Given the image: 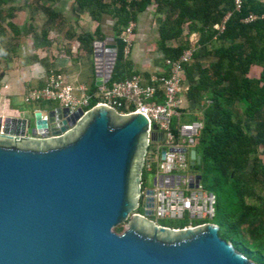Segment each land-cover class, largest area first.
Segmentation results:
<instances>
[{
	"label": "water",
	"instance_id": "1",
	"mask_svg": "<svg viewBox=\"0 0 264 264\" xmlns=\"http://www.w3.org/2000/svg\"><path fill=\"white\" fill-rule=\"evenodd\" d=\"M157 130L104 104L0 115V264H258L214 223L156 224L152 189L144 216L133 213ZM190 158L201 162L196 149Z\"/></svg>",
	"mask_w": 264,
	"mask_h": 264
},
{
	"label": "trees",
	"instance_id": "2",
	"mask_svg": "<svg viewBox=\"0 0 264 264\" xmlns=\"http://www.w3.org/2000/svg\"><path fill=\"white\" fill-rule=\"evenodd\" d=\"M11 1L0 0V6ZM235 1L74 0V3L98 22L103 14L116 18L113 24L116 54L109 84L139 74L125 53L126 41L120 34L130 21H135L136 14L150 4L157 7L158 49L165 64L166 60L178 59L189 48L188 41L170 43L180 39L186 23L190 32H201L200 44L216 60L204 65L195 61L200 56L196 52L194 59L184 67L185 82L189 84L186 98L201 111L200 121L203 123L195 146L201 162L192 169L200 173L203 188L214 193L215 197L214 219L205 222L217 225L219 237L231 243L249 260L264 264V255L246 248L239 234L243 225L257 227L258 221L262 225L259 209L248 205L246 198L253 194L251 181L264 184V163L255 157L257 147L264 144V0H240L238 8ZM249 15L255 18L246 20ZM214 25L223 27L214 28ZM98 33L97 27L95 34ZM80 40L83 48L90 51L93 35L85 34ZM253 66L260 68L258 77L248 76ZM146 75L143 77L150 81L151 75ZM162 101L163 97L159 99V102ZM119 111L124 112L123 109ZM178 126V116L172 117L171 129L175 134ZM250 160L253 162L248 171ZM149 175L144 170L143 180L146 181ZM139 211L143 212L142 207ZM161 221V226L173 229L203 223L188 218ZM168 221L174 226L167 224Z\"/></svg>",
	"mask_w": 264,
	"mask_h": 264
},
{
	"label": "built area",
	"instance_id": "3",
	"mask_svg": "<svg viewBox=\"0 0 264 264\" xmlns=\"http://www.w3.org/2000/svg\"><path fill=\"white\" fill-rule=\"evenodd\" d=\"M237 8L240 0H236ZM255 18L249 15L246 20ZM134 22L130 21L126 26V33L132 32ZM222 29V25H216ZM126 41V38H123ZM94 59L93 68L95 80L101 84L89 90L84 84L73 85L64 76L51 74L44 79L41 87H31L24 95V101L30 104H38L41 111V102H57L61 107H67L69 112L81 109L83 114L97 104L115 109L121 114L142 113L150 118V125L158 126L154 132V139L150 144L158 143L147 153L144 170L154 174L153 188H147L142 193L141 206L144 216L147 207L149 190H153V217L157 221L180 220L188 218L190 221H203L205 225L214 219V193L203 188L202 180L196 187V171L192 169L190 151L195 149L198 138L203 128L199 120L179 124L175 134L171 129L172 117L177 116L182 108L181 95L185 92V64L194 58V50L187 48L176 60H166V69L151 75L147 81L141 74L112 83H108L115 54L108 51L105 43L93 40ZM127 46L125 48V53ZM3 86H0V93ZM163 97V101L159 99ZM93 101V103H92ZM123 109L124 112L119 111ZM185 149L186 152L181 150ZM163 151L166 152L162 158ZM144 182L142 181V185ZM150 218V219H151ZM160 225V224H159ZM198 226V225H197ZM189 227H194L190 225Z\"/></svg>",
	"mask_w": 264,
	"mask_h": 264
},
{
	"label": "crops",
	"instance_id": "4",
	"mask_svg": "<svg viewBox=\"0 0 264 264\" xmlns=\"http://www.w3.org/2000/svg\"><path fill=\"white\" fill-rule=\"evenodd\" d=\"M7 4L9 5L8 7H11L9 14L5 16L4 20L0 21V51L2 52L0 53V86H3L0 93L1 116H21L24 111L37 109L38 104L30 103L27 104L28 106L25 109H20L14 98L21 96L24 100V95L28 87L43 86L45 77L51 74L62 75L73 85L84 84L89 90L93 88V85L96 86L93 59L90 51H86L83 48L79 31H86V34H92L94 36L95 30L98 27L99 33H103V36H107L105 47L110 45L111 42L114 41V35L108 36L104 34V16L101 17L99 22L93 20L86 11L77 7L73 2L72 10L75 13L78 12L75 14L76 35L71 38L65 36L61 38L67 48H65L66 50L64 51L59 49V54L57 55V50L54 49L51 41L58 40L52 36V32L43 30L39 34H33L32 32L23 34V25H21L18 18L20 17V12L25 13L27 8L21 6V4L17 3L15 0ZM3 5L6 4H2L1 7ZM155 16L158 17L156 4H150L143 11L136 14V19L134 21L135 28L129 33L130 36H128L129 34L123 36V38L125 37L127 39L131 37L130 39L132 41L130 43L126 39V46L129 50V53L127 52L128 58L132 61L133 68L138 71L139 74L143 72L144 75H141L144 77L147 76L146 74L153 75L161 73L166 69L163 54L158 49L160 34L159 31L156 33L153 30ZM27 19L30 21L29 17ZM13 35L22 37L21 41L23 42L24 51H16L17 53L11 54V52L7 50L4 45L6 44L5 41L11 39ZM73 38L76 39L74 43L72 42ZM68 42L69 44H67ZM61 45L62 44H60V46ZM151 51H155V53L157 51L160 52L161 60L153 61L154 54ZM27 53L28 58L25 57ZM68 53L74 58L70 55L68 56ZM37 54L45 56L43 59L37 60ZM32 56H34L35 59L34 57L32 59ZM52 56L57 58L54 63H52ZM47 61H49V63ZM160 63L163 65H160ZM183 95L184 94L181 95V112L179 111L177 115L179 124L188 123L190 121H200L201 117L199 116L184 121V119L193 116V110L195 109H192L193 105L189 101L188 103L186 102L187 100L185 101ZM52 103L53 102H41L39 108L45 111L59 106L57 102H55V104ZM186 104L188 105L186 106ZM184 111L185 114L182 115ZM186 114L189 116L187 117Z\"/></svg>",
	"mask_w": 264,
	"mask_h": 264
},
{
	"label": "rangeland",
	"instance_id": "5",
	"mask_svg": "<svg viewBox=\"0 0 264 264\" xmlns=\"http://www.w3.org/2000/svg\"><path fill=\"white\" fill-rule=\"evenodd\" d=\"M17 3L21 4V6H25L26 12L25 13H21L20 12V17L18 18V20L20 21L22 28H23V34H27L32 32L39 34L40 32H42L43 30L51 31L52 32V36L54 38H56L58 41L54 40L51 41V44L54 46V49H56V54L58 55V50L62 49L63 51L66 50L65 48H67V46H65L64 41H62V37L65 36L67 38H71L73 36H75V32H76V26H75V20H76V15L78 12H74L72 10V3L74 2V0H53V1H49V0H15ZM106 1H110V0H106ZM9 5H3L2 7L0 6V21L5 19V16H7L9 14L10 8L8 7ZM102 16H104V34L108 35V36H112L114 33L113 30V22H115V16L110 15V14H103ZM29 17L30 21L27 19ZM154 32H158L159 31V23L157 20V16H155L154 18ZM135 28V25L132 27V29ZM214 28H219L216 27V25H214ZM190 29L188 28V24L186 23L184 25V32L182 34V36L180 37L179 40H173L170 41L171 44H179L180 42H187L189 43V48L194 50V53L199 52L200 56L195 59V61H201L204 65H208L211 62H214V60H216V58L214 57V55L211 54H207L206 53V48L203 47L200 42L199 39L201 37V32L198 31H193L190 32ZM78 32V31H77ZM22 33V31H21ZM87 32L86 31H79L80 36L85 35ZM102 34V36H101ZM129 33H126L125 29L122 30L120 36H126ZM17 35V34H15ZM11 36V39H7L5 41L6 44H4L7 48L8 51L11 52V54H15L18 51H24L25 49L23 48L22 45V37L20 36ZM21 35V34H20ZM130 36V34L128 35ZM77 37V36H76ZM94 40H98L101 41L103 43H105L106 37L107 36H103V33H98V34H94ZM131 37H128V41L129 43L132 41L130 39ZM75 38L72 39V42H75ZM60 44H62L60 46ZM69 44V42L67 43ZM19 50H18V49ZM211 48V46L209 47ZM13 51V52H12ZM17 51V52H16ZM127 51H129L127 49ZM27 52V51H26ZM153 52V61H159L161 60V53L160 52H156L155 51H151ZM0 53H2L0 51ZM129 53V52H128ZM128 53L126 52V54L128 55ZM9 54V53H8ZM42 54V53H41ZM90 54L92 56V59H94V47H93V42H92V48L90 50ZM32 55V54H31ZM72 55L70 53H68V56ZM45 55H40L37 54L36 59L37 60H41L44 58ZM26 58H28V53L25 56ZM34 56H32L33 59ZM52 63L55 62V60L57 59L56 57L52 56ZM74 58V57H72ZM35 59V57H34ZM194 59V58H193ZM49 63V61H47ZM160 65H163L162 63H160ZM61 66V65H60ZM260 72V68L253 66L250 68V71L248 73L249 77H258ZM142 75L143 72L141 73ZM184 88H185V92L183 93V97L185 98V101L187 100L186 98V93L189 90V84L188 83H184ZM29 90V87L27 88V91ZM15 101H17V104L19 105L18 107H20V109H25L28 105V102H25L23 100V98L21 96H17L14 98ZM188 103V100L186 101ZM52 104H55V102H53ZM188 104H186L187 106ZM185 106V107H186ZM192 109L193 110V116H190L189 118L184 119V121L190 120V118H194V117H201V111L198 110L197 108H195L193 106ZM236 112H239V109L235 108L234 109ZM180 111V110H179ZM186 116L188 117L189 115L186 114ZM252 133V132H250ZM199 139V138H198ZM158 145V143H151V145H149L148 148V152L149 153L153 148H156ZM255 157H257L259 160H261L264 163V144L260 145L257 147L256 153H255ZM252 162L253 160H250L249 165L247 170L250 171L251 167H252ZM144 172V171H143ZM200 174V173H199ZM153 177L154 174H150L147 178L146 181H144L142 179V181L144 182V184L142 185V193L145 191V189L147 188H153L154 184H153ZM251 190H252V195L248 196L246 198V203L248 205H252L256 208L259 209V214L260 217H262V225H260L259 221L256 222L257 223V227H248L247 225H243L242 227H240L239 229V234H240V239L242 240L244 246L246 248H248L250 251L252 252H260L264 255V184L258 182V181H251ZM142 197H141V201H142ZM134 214H140L141 212L138 210L133 212ZM152 221H154L156 224H161L163 221H157L155 218H151ZM175 223V222H174ZM167 224L174 226V224H170V221L167 222Z\"/></svg>",
	"mask_w": 264,
	"mask_h": 264
},
{
	"label": "flooded vegetation",
	"instance_id": "6",
	"mask_svg": "<svg viewBox=\"0 0 264 264\" xmlns=\"http://www.w3.org/2000/svg\"><path fill=\"white\" fill-rule=\"evenodd\" d=\"M140 207H142V206H140Z\"/></svg>",
	"mask_w": 264,
	"mask_h": 264
}]
</instances>
